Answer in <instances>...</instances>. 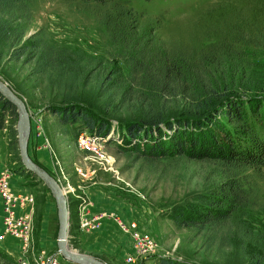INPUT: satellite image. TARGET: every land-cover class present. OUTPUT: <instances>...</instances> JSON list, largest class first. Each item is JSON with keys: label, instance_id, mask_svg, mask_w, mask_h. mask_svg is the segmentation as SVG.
<instances>
[{"label": "rangeland", "instance_id": "374dc122", "mask_svg": "<svg viewBox=\"0 0 264 264\" xmlns=\"http://www.w3.org/2000/svg\"><path fill=\"white\" fill-rule=\"evenodd\" d=\"M31 6L32 17L25 23V34L20 44L28 42L31 45L45 39L84 56L89 61L87 76L92 87L100 84L107 87L106 96L98 95L95 99L98 100L97 104L99 101L112 102L109 114L101 113L99 110L103 108L98 105L93 110L100 113V116L110 117L116 130L122 129L120 123L136 118L133 111L135 102L130 97L116 95V80H107L110 76L113 77L112 71L118 59L115 57L117 49L110 43L106 17H111L120 9H132L137 15L139 35L148 28H156L158 43L166 47L178 40L182 46L194 52L196 50L198 53L203 51L210 54L213 49L230 45L229 56L237 59L236 64L232 72L222 68L213 72L219 79L218 83L228 84L232 92H242L245 98L252 93L260 98L264 96V0H109L105 3L31 0ZM31 50L29 47L19 60L3 64V69L9 73L12 82L5 80L12 85L14 82L20 84L32 95V102L27 105L32 120L29 152L33 160L41 165L42 162L37 161L38 153L45 147L47 155L42 161L47 163L49 160L52 168L48 171L60 185L69 186L67 197L70 203V228L80 226L79 206L89 199L85 190L93 187L110 200H121L128 204L127 208L131 210L129 217H112L116 227L118 225L122 231L116 217L128 222H144L158 245L154 255L135 263H127L125 259L134 252L133 249L120 257L111 254L108 249H98L97 256L107 264H157V259L163 256L177 258L185 264H241L245 253L254 262L263 256L259 247H264V178L260 180L258 174H255L262 206L232 213L224 220L207 225L204 230L201 226L177 224L175 218L179 215L184 218L199 217L201 210L209 206L226 210L221 205L212 204L226 180V168L217 160L192 158L188 154L156 159L142 157L138 155L134 143H127L116 131L113 135H108V140L100 151L103 155L100 159L95 153L84 151L78 146L81 132L90 130L84 121L70 125L60 124L58 117L48 110V106L60 103L61 98L52 94L42 97L47 81L36 90L30 87L35 77L32 74L35 59L32 53L29 54ZM244 83L256 90L244 92ZM24 98L29 102V97ZM166 100L168 107H174L171 97ZM259 107L261 104L257 108L252 107V113H257ZM260 111H264V104ZM250 113L251 110L248 111ZM222 119L224 128L230 135L239 141L247 138L240 122L232 123L226 118ZM17 121L18 117L14 120L7 116L5 128L0 130V164L4 166L0 173L4 170L11 171V183L16 182L15 188L30 191L34 195L33 243L39 250L41 240L43 242L39 237L41 230L52 229V241L57 242V207L47 186L21 166ZM251 171L248 170L247 173ZM260 174L264 177V168ZM49 201L53 203L52 221L49 211L45 212ZM96 219V228H80L85 232L94 231L100 225L99 217ZM0 222L1 231L3 208ZM112 230L110 227L111 233ZM74 235L70 242L78 249L81 234L77 232ZM9 237L10 240H6L8 237L0 240V264H21L18 258L21 247L17 245L15 248L9 242L12 239L20 241ZM56 252L57 246L54 252L47 254ZM57 258L61 264H77L59 254Z\"/></svg>", "mask_w": 264, "mask_h": 264}, {"label": "trees", "instance_id": "16d2710c", "mask_svg": "<svg viewBox=\"0 0 264 264\" xmlns=\"http://www.w3.org/2000/svg\"><path fill=\"white\" fill-rule=\"evenodd\" d=\"M82 1L105 3L109 0ZM31 17V0H0V74L3 80L12 82L3 64L19 60L31 47L29 54L32 53L35 59L32 73L35 77L30 87L36 90L47 81L42 97L52 94L61 98L60 103L48 106L60 124L84 121L88 129L104 136L113 135L116 131L127 143H134L142 157L156 159L188 154L192 158L217 160L226 168L221 192L212 201V204L221 205L226 210L209 206L201 210L199 217L179 215L175 218L177 224L201 226L204 230L207 225L224 220L232 213L262 206L255 174L260 180L264 178L260 174L264 168V111H260L264 96L260 98L252 93L245 98L242 92H232L228 84L218 83L219 79L213 72L219 68L232 72L236 64L237 59L229 56L230 45L213 49L210 54L194 52L178 40L166 47L158 43L154 27L140 35L137 33L139 19L132 9H120L111 17L107 16L110 43L116 47L115 57L118 59L112 71L113 77L107 80H116V95L130 97L135 102L133 111L136 114L134 120L120 123L122 129L116 130L110 117L100 116L93 110L98 105L103 108L98 109L101 113L109 114L112 102L99 101L97 104L95 99L98 95L106 96L107 87H103L104 84L92 87L87 76L89 61L84 56L45 39L31 45L28 42L20 44L25 34V23ZM246 84L244 92L256 90ZM9 85L23 99L29 97V102H25L30 105V91L16 82ZM87 86L91 88L87 89ZM167 97H171L174 107L167 106ZM258 104L261 107L257 113H252V107L257 108ZM7 116L16 120L17 109L0 94V130L5 128ZM222 118L232 123L240 122L247 138L239 141L230 135ZM248 170L252 171L247 173ZM259 248L264 253V247ZM248 256L243 254L241 264H264V254L255 262ZM252 257L255 256L252 254ZM157 264L185 263L163 256L157 259Z\"/></svg>", "mask_w": 264, "mask_h": 264}, {"label": "built area", "instance_id": "2783aa9c", "mask_svg": "<svg viewBox=\"0 0 264 264\" xmlns=\"http://www.w3.org/2000/svg\"><path fill=\"white\" fill-rule=\"evenodd\" d=\"M107 138L108 136L105 137L91 130H86L79 135L78 146L84 151L95 153L100 159L103 157L100 151L103 144L108 140ZM11 173V171L5 170L0 173V196L3 208V228L0 231V240L12 236L20 241L21 253L18 258L21 264H61L57 255L45 254V251L38 250L33 243L35 197L30 193L16 192L12 188ZM62 187L65 192H69L67 190L69 186ZM83 208V204H80V227L85 229L96 228V217L83 214ZM116 221L122 231L128 235L134 251L125 258L127 263H135L156 253L157 241L153 234L147 230L143 221V224L138 220L128 222L120 217H116Z\"/></svg>", "mask_w": 264, "mask_h": 264}, {"label": "crops", "instance_id": "0c3cea01", "mask_svg": "<svg viewBox=\"0 0 264 264\" xmlns=\"http://www.w3.org/2000/svg\"><path fill=\"white\" fill-rule=\"evenodd\" d=\"M44 148H41L42 150L38 153L39 155H38L37 161H41L42 163L41 162L39 163H41V165H43V167L46 170H50L52 167L50 166L49 160H47V163L42 161L45 159V155H47L46 154L47 149H44ZM3 167L4 166L1 163L0 170ZM12 180H13V176H12ZM14 183L16 182L12 181L11 184L16 192L30 193V191H22L18 187L17 188L19 190L16 189ZM85 191L87 192L89 199H87L85 203H83V206H84L83 214L89 217H93V216L97 218L99 217L100 225L97 229H95L94 231H90V232L83 231L80 228V226L74 229H71V238L74 237L75 236L74 234L77 232L81 234V239H80V242L78 243L79 251L90 254L94 257H97L101 259L102 261H104V259L100 258L96 254L98 249H102V250L108 249L111 254L117 255L119 257L122 255H125L126 253H130L132 251V246L130 244L129 237L126 236L119 229L118 225H117L118 227L117 228L116 225L114 224V221L112 220V217L114 218L115 215H119L122 217H129L131 210L130 208L129 209L127 208L128 204H126L125 202L121 200H113V199L110 200L109 198L102 196V192L95 190V188L93 187L88 188ZM52 206H53V203L51 201L47 202V205H46L47 209L45 210V212L49 211L50 221L53 220V218L51 217ZM1 213H2V202L0 199V217H1ZM33 218H34V214H33ZM1 227H2V224L0 222V229ZM110 227L113 229L112 233L109 231ZM39 237L43 239V242L42 240L40 242V246H41L40 250L46 251L45 253L54 252V249L57 246V242L55 243L54 241H52V237H53L52 229L50 230L48 228L46 230H41L39 233ZM10 238L11 237H8L6 240H10ZM71 238H70V241H71ZM9 242H12L15 248H17L16 247L17 245L21 247L18 241H14L12 239V241H9ZM20 253H21V249H20Z\"/></svg>", "mask_w": 264, "mask_h": 264}, {"label": "water", "instance_id": "95a60500", "mask_svg": "<svg viewBox=\"0 0 264 264\" xmlns=\"http://www.w3.org/2000/svg\"><path fill=\"white\" fill-rule=\"evenodd\" d=\"M0 94L3 98L11 102L17 109V135L20 157L25 170L38 177L49 189L53 196L58 216L57 252L63 258L77 264H107L105 261L90 254L80 252L73 247L70 242V203L67 192L60 185L58 180L44 167L33 160L29 152V139L31 135L32 120L28 106L23 99L8 82L0 76ZM162 256V255H160Z\"/></svg>", "mask_w": 264, "mask_h": 264}, {"label": "bare ground", "instance_id": "6f19581e", "mask_svg": "<svg viewBox=\"0 0 264 264\" xmlns=\"http://www.w3.org/2000/svg\"><path fill=\"white\" fill-rule=\"evenodd\" d=\"M64 189V188H63Z\"/></svg>", "mask_w": 264, "mask_h": 264}]
</instances>
